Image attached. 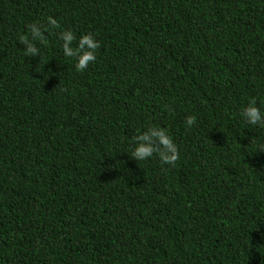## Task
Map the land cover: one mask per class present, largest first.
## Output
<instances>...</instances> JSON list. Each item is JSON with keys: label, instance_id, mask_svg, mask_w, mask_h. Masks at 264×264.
I'll use <instances>...</instances> for the list:
<instances>
[{"label": "trees", "instance_id": "trees-1", "mask_svg": "<svg viewBox=\"0 0 264 264\" xmlns=\"http://www.w3.org/2000/svg\"><path fill=\"white\" fill-rule=\"evenodd\" d=\"M48 16L100 41L86 69L61 28L24 55ZM250 99L264 109V0H0V264H264ZM148 123L174 165L127 153Z\"/></svg>", "mask_w": 264, "mask_h": 264}, {"label": "clouds", "instance_id": "clouds-1", "mask_svg": "<svg viewBox=\"0 0 264 264\" xmlns=\"http://www.w3.org/2000/svg\"><path fill=\"white\" fill-rule=\"evenodd\" d=\"M46 20V25L40 22L28 23L25 26V32L18 36V41L24 45L25 56H40V49L36 46V42H45L44 31L61 28L59 21L52 16H48ZM57 36L61 41L60 48L63 56L75 58L74 67L77 71L86 69L91 62L97 59L96 51L100 47V41L91 32L82 33L77 38L71 29L61 28ZM73 41H76L75 45ZM40 68L41 66L38 69L35 68V71L39 73ZM239 116L248 128H264V109L258 106L254 99H250L244 104L239 110ZM184 123L191 127L195 123V117L187 115ZM240 134L243 135V133ZM257 149L264 150V147L258 146ZM127 153L136 162L147 160L154 155L159 158L162 164L168 165H174L179 159L177 144L168 130L164 126L151 123H148L132 138V149Z\"/></svg>", "mask_w": 264, "mask_h": 264}]
</instances>
